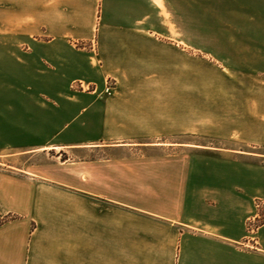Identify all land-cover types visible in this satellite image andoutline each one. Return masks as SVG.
<instances>
[{
	"label": "crops",
	"instance_id": "1",
	"mask_svg": "<svg viewBox=\"0 0 264 264\" xmlns=\"http://www.w3.org/2000/svg\"><path fill=\"white\" fill-rule=\"evenodd\" d=\"M193 10L0 0V264H264V83L211 88Z\"/></svg>",
	"mask_w": 264,
	"mask_h": 264
},
{
	"label": "rangeland",
	"instance_id": "2",
	"mask_svg": "<svg viewBox=\"0 0 264 264\" xmlns=\"http://www.w3.org/2000/svg\"><path fill=\"white\" fill-rule=\"evenodd\" d=\"M169 13L170 10L163 9V17L170 18ZM256 14L257 17L254 16ZM262 14L264 0H194L195 61L200 60L198 57H203L198 50L204 46L207 53L209 51L206 60L210 64L211 88H216L222 83H264V17H260ZM249 15L256 17L257 21ZM219 53L224 58L227 56L234 64H230L227 69L220 68ZM217 92L219 91L211 90V94ZM8 155L9 153H0V161L7 162Z\"/></svg>",
	"mask_w": 264,
	"mask_h": 264
},
{
	"label": "built area",
	"instance_id": "3",
	"mask_svg": "<svg viewBox=\"0 0 264 264\" xmlns=\"http://www.w3.org/2000/svg\"><path fill=\"white\" fill-rule=\"evenodd\" d=\"M115 87V84L114 82H109L106 90H105V94L107 96H111L113 94V88ZM258 208L260 211H263L264 212V204H258Z\"/></svg>",
	"mask_w": 264,
	"mask_h": 264
},
{
	"label": "trees",
	"instance_id": "4",
	"mask_svg": "<svg viewBox=\"0 0 264 264\" xmlns=\"http://www.w3.org/2000/svg\"><path fill=\"white\" fill-rule=\"evenodd\" d=\"M16 219H17V217H15V216H8V217H6L4 219H0V226L8 223L9 221H13V220H16Z\"/></svg>",
	"mask_w": 264,
	"mask_h": 264
}]
</instances>
